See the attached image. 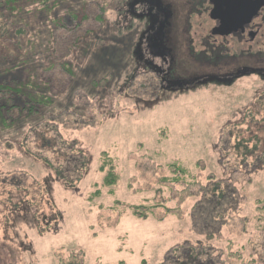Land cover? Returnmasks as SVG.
<instances>
[{
    "label": "rangeland",
    "instance_id": "obj_1",
    "mask_svg": "<svg viewBox=\"0 0 264 264\" xmlns=\"http://www.w3.org/2000/svg\"><path fill=\"white\" fill-rule=\"evenodd\" d=\"M127 2L24 0L0 17V72L27 60L28 92L52 102L30 122L55 127L57 143L79 151L66 181L59 154L23 139L29 125L0 129V264H160L173 247L204 240L191 211L209 177L239 192L209 244L224 264H264V77L160 90L135 63L141 26L126 17ZM189 32L188 72L211 73L203 36ZM219 66L212 72L227 70ZM102 153L118 176L111 187ZM46 154L53 168L37 158Z\"/></svg>",
    "mask_w": 264,
    "mask_h": 264
},
{
    "label": "flooded vegetation",
    "instance_id": "obj_2",
    "mask_svg": "<svg viewBox=\"0 0 264 264\" xmlns=\"http://www.w3.org/2000/svg\"><path fill=\"white\" fill-rule=\"evenodd\" d=\"M126 10V17L141 26L135 63L155 77L162 91L264 77V0H128ZM191 30L203 36V63L211 68L206 75L190 74L181 55L182 39ZM220 64L227 70L212 72Z\"/></svg>",
    "mask_w": 264,
    "mask_h": 264
},
{
    "label": "trees",
    "instance_id": "obj_3",
    "mask_svg": "<svg viewBox=\"0 0 264 264\" xmlns=\"http://www.w3.org/2000/svg\"><path fill=\"white\" fill-rule=\"evenodd\" d=\"M23 1L0 0V17L2 19L6 18V12L17 10V5ZM34 1L37 2V0ZM47 1L49 0H40V4L46 5ZM7 32L8 30L4 29L0 31V36L4 41V34ZM15 34L20 33L16 30ZM6 43L4 42V44ZM20 43L18 41L15 46L19 47ZM1 60H5V56L0 52ZM26 63H28L27 60L19 61L14 65L3 68L0 72V129H11L18 123H22L23 126L29 125V129L26 131L23 139L32 137L33 141L36 142L35 146L39 152L44 151L59 154L61 157L59 159L63 162L55 166V171L60 178L66 180L67 177L64 174L69 172L70 168L65 169V167L71 164L75 167V154H78L79 151L75 149L73 143L63 140L57 143L55 131L57 134L58 131L55 127L51 129L46 123L42 124V121L38 120L30 122V119L40 113V108L43 105H50L52 102L48 97L33 96L28 92L29 83L25 81V77L21 76V73L25 71ZM26 144V147H28V143ZM254 146L253 150H247V155L255 159L257 158V144L255 143ZM37 158L42 160L49 168H53L48 154ZM60 160L58 161L60 162ZM102 160L100 170L105 172L102 183L105 187H111L116 184L118 176L115 173L113 161L109 159L106 153H102ZM259 163L263 166L264 160ZM170 167L175 168L176 166L173 164ZM178 170L182 173L184 171L183 169ZM196 196L199 200L192 207L191 223L194 232L203 237L204 240L195 243L184 242L181 245L173 247L166 253L160 264H224L221 251L214 249L209 242L220 234L221 229L226 225L229 212L237 209L239 192L230 181H220L209 177L204 186H198ZM138 209L134 207L135 211ZM137 216L146 218V213L140 212Z\"/></svg>",
    "mask_w": 264,
    "mask_h": 264
}]
</instances>
